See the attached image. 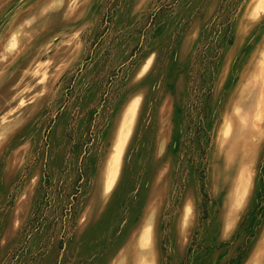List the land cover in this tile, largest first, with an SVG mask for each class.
<instances>
[{"label":"rangeland","instance_id":"rangeland-1","mask_svg":"<svg viewBox=\"0 0 264 264\" xmlns=\"http://www.w3.org/2000/svg\"><path fill=\"white\" fill-rule=\"evenodd\" d=\"M256 3L0 0V264H264Z\"/></svg>","mask_w":264,"mask_h":264},{"label":"bare ground","instance_id":"bare-ground-1","mask_svg":"<svg viewBox=\"0 0 264 264\" xmlns=\"http://www.w3.org/2000/svg\"><path fill=\"white\" fill-rule=\"evenodd\" d=\"M253 11V16H258L259 14H261L262 12H264V0H257V3L255 4V7H254V9L252 10ZM261 19V18H260ZM260 65V72L259 73H257L258 75H257V78H260V79H262L263 78V87L261 88V90H259V93H258V95L257 96H259L258 97V100H257V102H256V105H257V109H262L263 108V106H264V101H263V99H264V63H262V64H259ZM258 67V66H257ZM254 71V70H253ZM257 79L255 80V82L257 83ZM261 84H262V82H261ZM258 86V85H257ZM254 87V86H253ZM254 89V88H253ZM20 104H22V102H20ZM263 105V106H262ZM262 107V108H261ZM257 115H258V113H256ZM253 117V116H252ZM257 118L258 116H255L254 115V118ZM260 120V119H259ZM256 122H258V121H256ZM260 122V121H259ZM252 123V122H251ZM257 124V123H256ZM256 126V128H257V126H258V124L257 125H255ZM251 146V145H250ZM247 148V147H246ZM249 151V150H248ZM247 151V152H248ZM245 153V152H244ZM111 168L109 169V171H108V174L107 175H109L108 176V178H106V179H108V182H106V183H108V190H110L111 189V182L114 180V178H116V176H117V170H113V168L115 167V163H113L111 166H110ZM250 179V177L248 176V180ZM246 181L245 182V187L244 188H242V190H241V196H242V194L245 196L246 194H247V190H248V188H249V185H250V180L249 181ZM109 181H110V183H109ZM106 186V185H105ZM106 188V187H105ZM107 189V188H106ZM147 232V230H144L143 232H144V235H143V233H142V235L141 236H145V234H147L146 232ZM147 237V236H146ZM142 238V237H141ZM146 239H148V238H146ZM141 244L142 245H145V242H147V240L143 243V239H141ZM140 244V243H139ZM146 247V246H145ZM141 264H145V263H141Z\"/></svg>","mask_w":264,"mask_h":264}]
</instances>
